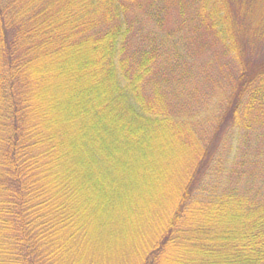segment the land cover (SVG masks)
I'll return each instance as SVG.
<instances>
[{
	"label": "trees",
	"instance_id": "1",
	"mask_svg": "<svg viewBox=\"0 0 264 264\" xmlns=\"http://www.w3.org/2000/svg\"><path fill=\"white\" fill-rule=\"evenodd\" d=\"M172 12L233 75L210 138L131 49ZM262 124L264 0H0V264H264V187L211 179L220 129Z\"/></svg>",
	"mask_w": 264,
	"mask_h": 264
},
{
	"label": "rangeland",
	"instance_id": "2",
	"mask_svg": "<svg viewBox=\"0 0 264 264\" xmlns=\"http://www.w3.org/2000/svg\"><path fill=\"white\" fill-rule=\"evenodd\" d=\"M160 17L161 22L158 23L156 18L148 21L145 15H137L134 19L131 49L139 46L150 52H158L159 65L164 63L171 73L169 78L168 73L164 74L170 80L166 87L173 93V97L168 98L170 113L177 120L178 116L182 117L197 134L210 138L225 109L223 105L230 93L229 77L233 75L218 51L206 45V49H200L189 34L191 27L186 28L182 34L178 33L177 12ZM185 63L190 79L182 90L178 88L177 79L186 68ZM211 150L214 154L219 150L222 163L220 173L215 171L211 177L213 181L222 185H249L255 189L264 187V124L255 126L250 132L222 128ZM130 245L131 242L127 240L119 246L125 249ZM117 253L114 252L112 264L120 263Z\"/></svg>",
	"mask_w": 264,
	"mask_h": 264
}]
</instances>
